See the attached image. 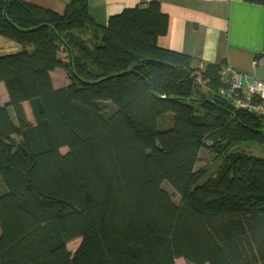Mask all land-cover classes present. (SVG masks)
<instances>
[{"label":"trees","instance_id":"16d2710c","mask_svg":"<svg viewBox=\"0 0 264 264\" xmlns=\"http://www.w3.org/2000/svg\"><path fill=\"white\" fill-rule=\"evenodd\" d=\"M167 25L158 1L102 25L87 0H0V35L21 47L0 55V264H264V157L232 150L264 145V118L219 94L224 62L159 47Z\"/></svg>","mask_w":264,"mask_h":264},{"label":"crops","instance_id":"0c3cea01","mask_svg":"<svg viewBox=\"0 0 264 264\" xmlns=\"http://www.w3.org/2000/svg\"><path fill=\"white\" fill-rule=\"evenodd\" d=\"M23 1L62 13L70 0ZM87 1L89 14L102 25L124 9L158 1L168 17L166 32L157 39L159 47L190 55L198 68L224 62L246 83L264 80V55L258 56L264 50V5L245 0Z\"/></svg>","mask_w":264,"mask_h":264},{"label":"rangeland","instance_id":"374dc122","mask_svg":"<svg viewBox=\"0 0 264 264\" xmlns=\"http://www.w3.org/2000/svg\"><path fill=\"white\" fill-rule=\"evenodd\" d=\"M20 49H21V47L19 44L15 43L11 40H8L5 37L0 35V55H4L7 53H13V52L19 51ZM59 56H64V53L61 52L59 54ZM194 75L196 76L198 81L202 84L201 91L206 92L207 87L203 83L200 73L196 72V73H194ZM51 79H52L53 86L56 88L61 87V86H65L66 84H68V80H67L64 72L60 69H57V70L51 72ZM7 100H8V97H7L5 87H4L3 83L0 82V103L3 104ZM106 105H107V107L105 108V111L108 112L112 109L113 105L111 104V102L106 103ZM24 108H25L26 112L28 113L29 118H31L33 120V118L31 117L32 114H30V109H29L27 103H24ZM9 113H10L11 117L14 119L12 111L10 108H9ZM171 124H172V119H171V115L169 113L163 114L162 117L159 119V127L160 128L169 127ZM60 150H61V152H65L66 148L63 147ZM232 150H235L237 152L250 153V154H253L256 156L264 157V145H260L257 143L240 142ZM212 156H213V152H212L210 147H208L207 145L201 146L199 149V152H198V159L195 163L194 168L197 169L199 167L206 165L211 160ZM162 186L169 192L172 199L178 203L179 202L178 193L170 185H168L166 182H163ZM0 188L3 189L2 184H0ZM80 242H81V239L77 238V239H73L67 243V245H66L67 249L70 251L71 254H73L76 251V249L80 245ZM175 264H187V262L183 258H177L175 260Z\"/></svg>","mask_w":264,"mask_h":264},{"label":"built area","instance_id":"2783aa9c","mask_svg":"<svg viewBox=\"0 0 264 264\" xmlns=\"http://www.w3.org/2000/svg\"><path fill=\"white\" fill-rule=\"evenodd\" d=\"M219 94L230 101L235 109H241L264 118V80L244 82L240 73L223 66Z\"/></svg>","mask_w":264,"mask_h":264},{"label":"water","instance_id":"95a60500","mask_svg":"<svg viewBox=\"0 0 264 264\" xmlns=\"http://www.w3.org/2000/svg\"><path fill=\"white\" fill-rule=\"evenodd\" d=\"M157 63H159V64H164L163 62H157ZM165 65H167V66H170L171 67V65H169V64H165Z\"/></svg>","mask_w":264,"mask_h":264}]
</instances>
